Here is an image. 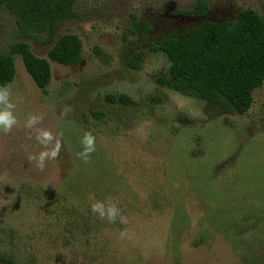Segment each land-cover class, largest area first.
Returning <instances> with one entry per match:
<instances>
[{
    "label": "rangeland",
    "instance_id": "1",
    "mask_svg": "<svg viewBox=\"0 0 264 264\" xmlns=\"http://www.w3.org/2000/svg\"><path fill=\"white\" fill-rule=\"evenodd\" d=\"M209 1L198 17L179 12L195 0H75L78 16L55 35L81 41L83 58L70 66L0 8L1 50L24 41L51 69L39 88L13 55L6 87L16 123L0 130L1 254L15 264H264V82L246 112L223 110L161 86L169 61L149 50L242 8L264 18V0ZM132 16L150 30L135 31ZM30 116L39 119L29 127ZM41 131L53 139L41 142ZM85 133L94 138L86 160ZM56 145L38 168L35 157ZM97 201L115 206L114 221L91 212Z\"/></svg>",
    "mask_w": 264,
    "mask_h": 264
},
{
    "label": "trees",
    "instance_id": "2",
    "mask_svg": "<svg viewBox=\"0 0 264 264\" xmlns=\"http://www.w3.org/2000/svg\"><path fill=\"white\" fill-rule=\"evenodd\" d=\"M74 3L75 0H0V8L14 17L24 36L52 43L49 59L70 66L83 58L81 41L74 34L55 35L63 22L78 16ZM209 9V0H195L191 9L179 12L202 17ZM132 25L135 31L150 30L147 21L134 16ZM149 50L162 52L169 61L168 76L157 79L161 86L223 110L246 112L252 104L253 91L264 82V18L251 8H242L234 19L203 20L158 43H150ZM14 54L20 55L37 87L44 88L49 83L48 60L35 56L26 42L17 41L7 52L0 48V88L9 85L15 75ZM106 98L124 104L130 101L125 94H108ZM90 114L97 119L104 116L93 109ZM0 264L15 263L0 253Z\"/></svg>",
    "mask_w": 264,
    "mask_h": 264
},
{
    "label": "clouds",
    "instance_id": "3",
    "mask_svg": "<svg viewBox=\"0 0 264 264\" xmlns=\"http://www.w3.org/2000/svg\"><path fill=\"white\" fill-rule=\"evenodd\" d=\"M8 95L9 92L7 87L0 88V104L4 105L3 109H0V130H3L4 132L10 130L13 124L16 123L15 117L10 111L12 105L8 102ZM38 119L39 117L30 116L26 126L30 127L31 125L35 124ZM37 139L41 140V142H48L51 141L53 137L51 133L47 131H41ZM81 144L83 145V151L78 155L86 160L88 154L94 151V138L90 134L85 133L81 139ZM58 150L59 147L56 145L54 150L40 152L39 155L35 157L36 166L40 169H43L45 159H54L58 154ZM29 159H33V157H29ZM90 210L100 219L106 218L109 222L114 221L118 215V210L115 208V206L105 207V204L100 201L91 204ZM121 222H123L122 217Z\"/></svg>",
    "mask_w": 264,
    "mask_h": 264
}]
</instances>
